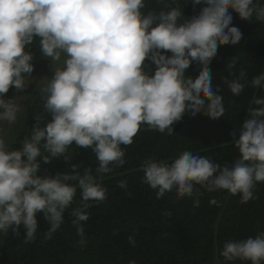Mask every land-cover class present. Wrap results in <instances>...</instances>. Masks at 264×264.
Here are the masks:
<instances>
[{"label":"clouds","instance_id":"obj_1","mask_svg":"<svg viewBox=\"0 0 264 264\" xmlns=\"http://www.w3.org/2000/svg\"><path fill=\"white\" fill-rule=\"evenodd\" d=\"M0 0V237L9 231L24 242L36 239L39 218L51 239L67 211L81 247L93 204L107 197L106 174L125 164V147L141 131L172 135L185 114L210 119L225 114L224 97L213 84L211 61L221 45H237L242 33L230 26L233 13L264 23L261 0H188L195 14L185 16L180 0ZM231 9V11H230ZM50 62L52 75L42 87L45 116H36L30 132L12 146L4 128L24 111L21 93L35 78L34 53ZM239 58L226 62L224 84L233 96L247 87L264 90V71L249 79ZM198 67L193 77L186 74ZM231 77V78H229ZM15 94L7 96L9 89ZM248 118L230 132L238 155L229 164L191 150L171 161L147 157L140 164L143 182L162 198H177L200 188L255 199L264 183V96L253 97ZM91 149L93 168L73 162V150ZM63 160L65 171L43 165ZM117 186L127 189L121 179ZM199 186V188L197 187ZM79 192V202H76ZM215 201H213L214 203ZM75 204V206H73ZM199 199L194 201L198 206ZM115 234V233H114ZM135 245L133 236L128 237ZM226 264H264V229L254 236L228 239L218 250ZM135 264V262H132Z\"/></svg>","mask_w":264,"mask_h":264},{"label":"trees","instance_id":"obj_2","mask_svg":"<svg viewBox=\"0 0 264 264\" xmlns=\"http://www.w3.org/2000/svg\"><path fill=\"white\" fill-rule=\"evenodd\" d=\"M180 3L185 6L188 0H180ZM148 7L159 8L160 5L157 0H148ZM198 9L199 6L193 9L188 4L183 13L191 16ZM230 26L240 29L241 41L237 45H221L210 64L213 84L222 89L224 101H233L232 105H224V116L210 119L203 113L185 114L173 125L172 135L142 128L133 143L125 147V164L105 175L106 199L94 203L89 209V220L82 222L86 246L79 245L76 227L66 211L64 222L51 239H44L49 225L42 218H39L36 239L30 243L24 242L23 228L19 236L9 231L4 236L0 264H226L218 252L224 241L254 236L264 229V183L257 184L256 198L247 203L240 202L239 194L232 195L226 190L209 192L202 188L182 198H177L173 189L158 199L156 191L143 182L144 172L140 168L147 157L171 161L184 150L211 157L221 165L230 164L238 155L230 132L248 118V109L255 107L252 98L264 96V90L247 87L240 96H233L223 81L229 76L225 65L228 58L236 56L239 58L237 67H244L249 79L264 71V23L241 19L235 13ZM32 51L33 63H36L38 42ZM186 74L195 77L198 67L191 65ZM14 92L10 88L7 96ZM41 96L35 99L26 127L12 146H19L36 116L46 117ZM72 147L78 153L73 162L83 161L85 166L95 167L96 158L91 149ZM42 167L50 171L67 170L62 159ZM121 179L127 181V189L117 186ZM79 199L78 192L77 203ZM196 199H199L198 206H194ZM130 235L135 245L129 243Z\"/></svg>","mask_w":264,"mask_h":264},{"label":"rangeland","instance_id":"obj_3","mask_svg":"<svg viewBox=\"0 0 264 264\" xmlns=\"http://www.w3.org/2000/svg\"><path fill=\"white\" fill-rule=\"evenodd\" d=\"M264 3V0H261ZM235 17V13H233V18ZM193 67H197L196 64H192ZM52 66L49 61L44 59L40 53L39 58L34 62V72L33 75L35 78L31 81V84L28 86L27 93L19 94L22 97V102L24 104V111L19 114L17 122L13 125H7L4 128L5 136L7 141L12 145L15 140L18 138L20 133L26 127L27 119L30 113L32 112L34 101L37 97L42 94V87L45 82L46 77H50L52 75ZM15 94V92H14ZM233 101H223L224 105L229 106L232 105ZM4 243V236L0 237V255L2 253Z\"/></svg>","mask_w":264,"mask_h":264}]
</instances>
